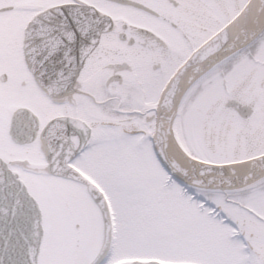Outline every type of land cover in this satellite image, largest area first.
Here are the masks:
<instances>
[{"label":"snow or ice","instance_id":"1","mask_svg":"<svg viewBox=\"0 0 264 264\" xmlns=\"http://www.w3.org/2000/svg\"><path fill=\"white\" fill-rule=\"evenodd\" d=\"M0 264H264V0H0Z\"/></svg>","mask_w":264,"mask_h":264}]
</instances>
